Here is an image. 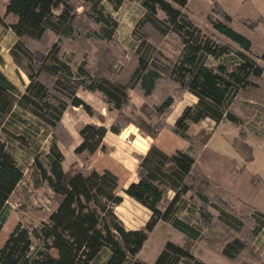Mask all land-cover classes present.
<instances>
[{
	"label": "trees",
	"instance_id": "trees-1",
	"mask_svg": "<svg viewBox=\"0 0 264 264\" xmlns=\"http://www.w3.org/2000/svg\"><path fill=\"white\" fill-rule=\"evenodd\" d=\"M126 1H137L141 13L130 31V54L125 56L115 46L119 24L112 13ZM187 3L6 0L4 14L13 21L5 24L0 18V25L14 34L9 52L28 81L20 91L0 69V134L24 139L8 129L16 109L45 128L50 136L47 158L36 153L32 167L34 180L47 185L56 205L38 224L16 223L0 246V264H145L138 253L159 221L179 231L183 241H166L152 264H208L190 248L197 241L218 249L229 261L238 262L246 253L264 264V238L259 248L255 246L264 231V212L251 203L236 212L221 198L218 187L196 164L195 145L202 148L210 133L197 138L188 133L191 125L206 119L214 126L228 122L242 127L249 110L259 108L255 104L264 109V50L251 49V40L233 28L230 15L217 1L206 15L210 28L201 27L187 14ZM259 23L264 20H243L252 31ZM47 35L54 39L44 42ZM165 38H173L174 52L161 48ZM88 41L101 46L93 65L87 62L84 45ZM161 85L196 97L170 127L189 145L168 153L151 143L139 157L137 179L124 192L150 214L143 227L128 229L115 212L122 196L116 192L118 178L113 172L64 169L59 143L69 140H65L62 116L69 106L92 112L79 97L80 89L99 92L107 109L115 111L109 127L81 125L75 153L105 150L102 140L107 131L119 134L132 121L155 139L165 126L161 120L173 104L172 93L141 106L147 117L159 118L156 124L139 113L127 116L124 109L131 91L149 99ZM244 135L240 130L234 147L248 160L251 146ZM22 179L21 165L0 136V231L8 216V200Z\"/></svg>",
	"mask_w": 264,
	"mask_h": 264
},
{
	"label": "rangeland",
	"instance_id": "rangeland-1",
	"mask_svg": "<svg viewBox=\"0 0 264 264\" xmlns=\"http://www.w3.org/2000/svg\"><path fill=\"white\" fill-rule=\"evenodd\" d=\"M214 1L216 0H188L184 10L201 27L210 28L206 15L212 12ZM218 1L223 9L234 13L238 17H241V15L246 17L249 13L253 15L254 10L262 11L263 6L261 0H247V2L238 0ZM5 2L6 0H0V18L5 24H8L13 21V17L4 14ZM140 13L137 1H126L118 10L112 13L119 24L115 35V46L125 56L130 54L129 34ZM234 27L236 28V26ZM53 39L52 35H47L44 42H51ZM172 39L165 38L160 44L161 48L167 53L175 51V43ZM14 40L15 36L12 31L0 25V69L16 84L18 90L22 91L28 79L25 72L14 63L10 55L9 49ZM42 43L43 41L39 42L41 45ZM39 44L36 45L39 46ZM31 45L36 46L32 43ZM84 46L87 52V62L93 65L95 56L101 46L95 41L85 42ZM165 93H172L174 101L161 120L165 126L160 129L155 139L150 135L146 136L145 132L132 121L127 123L119 134L113 135L112 132L107 131L105 141L102 140L106 149H97L92 154L75 153L74 147L80 141L79 128L88 122L109 127L115 119V111L107 109L99 92L80 89L78 91L79 97L90 105L92 112L87 113L81 106H69L62 116V125L68 137L65 140H69L68 142L59 143L65 157L64 169H80L85 172L96 168L98 171L109 169L113 172L118 178L116 192L122 196V201L115 207V212L126 228L143 227L150 214L144 206L124 192L127 185L137 179L136 170L139 154L143 153L151 143L156 144L168 153L176 148L186 149L189 145L188 141L180 138L170 129L183 106L194 103L195 97L188 91L181 89L175 91L168 85L166 87L161 85L156 94L149 99H144L137 91H131L130 101L125 107L124 113L127 116L139 113L144 120L151 122V125L156 124L159 122V118L152 114L147 117L140 108L143 104L150 105L159 100ZM249 102L253 103L254 101L250 99ZM255 105L259 108L249 110V115L247 114L249 118L245 120L242 127H234L228 122L214 126L212 121L206 119L199 124L191 125L188 129V133L196 138L201 134L210 133L206 143L202 144V148H196L197 145H195L196 164L210 181L218 187V194L221 198L227 200L236 212H239L240 209L245 210V206L249 203L264 212V109L262 105ZM8 129L24 137L21 141L11 135L9 137L5 133L0 134L2 140L6 141L8 148L21 165L23 179L8 200L9 212L0 231V246L18 221L38 224L41 220L47 218L56 205L55 196L47 185L44 182L37 183L34 180L35 171L32 167L33 157L36 153H40L47 158L50 142L48 132L33 116L21 109H16V115L10 121ZM240 130H243L246 142L251 146L252 157L248 160H244L234 147V139L238 137ZM138 133L148 137L146 142L142 141L139 136H137V140H133V136ZM263 238L264 231L255 244L256 248H259V243H262ZM168 240L182 242L183 237L170 224L159 221L148 232L147 239L138 253L139 258L145 264H152ZM190 248L195 255L208 264H263L262 259L260 260L257 256L246 255V253L238 262L229 261L221 256L218 249L205 245L203 241L192 242ZM259 257L262 258V255L260 254Z\"/></svg>",
	"mask_w": 264,
	"mask_h": 264
},
{
	"label": "crops",
	"instance_id": "crops-1",
	"mask_svg": "<svg viewBox=\"0 0 264 264\" xmlns=\"http://www.w3.org/2000/svg\"><path fill=\"white\" fill-rule=\"evenodd\" d=\"M219 4L220 2L218 0H216ZM240 2H247V0H238ZM251 1V0H249ZM262 1V11H258L256 8V10H254L253 15H251L250 13L246 15V17L242 16L238 17L237 15H235L234 13L225 10L231 17V22L230 24L233 26L234 29L237 28L238 31H240V33H242L243 35L247 36L250 40H251V49L257 52H261L264 50V23H259V25L252 31L250 29H248L246 26H244V24L242 23L243 20L245 19H258V18H262L264 20V0ZM237 18V19H235ZM237 20V21H235ZM240 24V25H238ZM236 26V28L234 27ZM238 26V27H237ZM194 96V95H193ZM195 97V96H194ZM196 101V97L194 102ZM184 107V106H183ZM183 109V108H182ZM182 111V110H181ZM209 120V119H208ZM211 121V120H210ZM91 123V122H88ZM92 124H96V123H92ZM113 135H115V133H112ZM107 135V133H106ZM105 135V136H106ZM105 136L103 138V141H105ZM137 136L140 137V139L144 142H146V140L148 139V137H144L142 135H140L139 133L134 137L133 140H137ZM80 142V141H79ZM78 142V143H79ZM77 143V144H78ZM150 146V145H149ZM148 147H146L145 151H143V153L139 154V156H142L145 154L146 150ZM96 169V168H95ZM147 209V208H146ZM148 210V209H147ZM148 219V218H147ZM128 229H137L139 227H127Z\"/></svg>",
	"mask_w": 264,
	"mask_h": 264
}]
</instances>
